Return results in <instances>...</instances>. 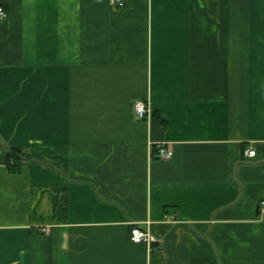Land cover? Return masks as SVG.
Returning a JSON list of instances; mask_svg holds the SVG:
<instances>
[{
    "label": "crops",
    "instance_id": "obj_1",
    "mask_svg": "<svg viewBox=\"0 0 264 264\" xmlns=\"http://www.w3.org/2000/svg\"><path fill=\"white\" fill-rule=\"evenodd\" d=\"M0 5V264H264V0Z\"/></svg>",
    "mask_w": 264,
    "mask_h": 264
},
{
    "label": "built area",
    "instance_id": "obj_2",
    "mask_svg": "<svg viewBox=\"0 0 264 264\" xmlns=\"http://www.w3.org/2000/svg\"><path fill=\"white\" fill-rule=\"evenodd\" d=\"M6 17V11L3 8V6L0 5V20H3ZM133 111L137 118H145L147 117L149 111H148V105L147 102L143 100H136L133 104ZM156 154L161 159H169L172 156V151L166 150L162 145L156 146ZM245 154L247 156H254L255 151L254 150H246ZM260 212L264 214V201L260 202L259 205ZM129 239L133 243H150L151 237L150 234L138 226L134 225L130 229V235Z\"/></svg>",
    "mask_w": 264,
    "mask_h": 264
},
{
    "label": "trees",
    "instance_id": "obj_3",
    "mask_svg": "<svg viewBox=\"0 0 264 264\" xmlns=\"http://www.w3.org/2000/svg\"><path fill=\"white\" fill-rule=\"evenodd\" d=\"M24 158L23 153H21L20 148H11L9 149L7 156H6V165L11 169V165L15 164V161L18 159ZM13 170V169H11Z\"/></svg>",
    "mask_w": 264,
    "mask_h": 264
}]
</instances>
